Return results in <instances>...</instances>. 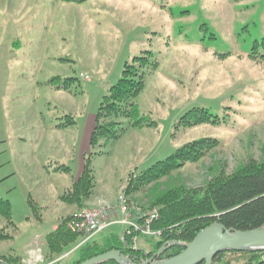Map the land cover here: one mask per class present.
Returning a JSON list of instances; mask_svg holds the SVG:
<instances>
[{
	"label": "rangeland",
	"instance_id": "374dc122",
	"mask_svg": "<svg viewBox=\"0 0 264 264\" xmlns=\"http://www.w3.org/2000/svg\"><path fill=\"white\" fill-rule=\"evenodd\" d=\"M263 37L264 0H0V198L12 221L0 216L9 237L0 241V257L46 264L45 236L59 222L120 198L127 214L144 213L147 192L124 195L128 179L187 143L210 138L221 146L162 179L160 190L201 188L217 171L264 160V58L250 57ZM144 52L157 68L134 103L154 125L134 129L118 119L123 136L91 147L102 96L123 63ZM57 77L75 79L72 93L47 85ZM195 108L226 123L176 128ZM87 159L91 196L81 208L63 203ZM29 198L39 208L35 217ZM155 242L139 235L137 248ZM68 255L51 264H66Z\"/></svg>",
	"mask_w": 264,
	"mask_h": 264
},
{
	"label": "trees",
	"instance_id": "16d2710c",
	"mask_svg": "<svg viewBox=\"0 0 264 264\" xmlns=\"http://www.w3.org/2000/svg\"><path fill=\"white\" fill-rule=\"evenodd\" d=\"M258 48L264 50V37L259 42H254L251 58H264L261 54L256 57ZM151 55V52H144L143 56L124 62L119 78L106 95L102 96L95 112L94 127L89 142L91 147L97 146L101 140L107 143L123 136L125 129L120 127L118 119L128 120L129 126L134 129L154 125L149 117L140 114L134 103L144 89L145 77L157 68V62L151 60ZM74 84L73 78L57 77L50 80L47 85L58 91L72 93L70 89ZM225 123V118L213 116L205 109L195 108L179 119L176 128ZM220 146L219 141L210 138L187 143L164 160L156 162L144 172L137 176L132 175L128 179L124 195L128 197L147 192L148 202L141 210L143 212L156 210L158 214L150 229L160 235L151 236L156 238L151 250L128 247L121 242L119 231H110L98 240L94 237L84 240L81 234L71 228L73 220L71 215L59 222L45 236V263L51 264L69 253L70 260L66 264H82L93 257L116 250L134 264H140L151 258L163 244L168 242L188 244L199 232L214 223L237 231L264 227V160L256 162L250 159L231 174H226L223 170L217 171L201 188L191 189L183 184L169 185L162 190L158 188L162 179L170 178L175 172L200 162ZM62 172L69 173V170L64 168ZM93 187L94 175L90 161L87 159L77 181L60 199L65 204L81 208L91 196ZM27 204L32 216L35 217L39 210L36 203L29 198ZM0 216L8 224H12L10 204L1 198ZM141 222L138 220V223ZM8 238V235L0 230V241ZM180 252L182 249L179 247L166 248L156 260H165ZM263 259L264 252H224L218 254L212 264H262ZM19 263L18 257H0V264Z\"/></svg>",
	"mask_w": 264,
	"mask_h": 264
},
{
	"label": "water",
	"instance_id": "95a60500",
	"mask_svg": "<svg viewBox=\"0 0 264 264\" xmlns=\"http://www.w3.org/2000/svg\"><path fill=\"white\" fill-rule=\"evenodd\" d=\"M170 247H179L182 252L165 260H156L166 248ZM224 252H264V227L249 231H237L214 223L199 232L188 244L179 242L163 244L151 258L140 264H212L213 259ZM104 262L134 264L128 257L116 250L93 257L82 264Z\"/></svg>",
	"mask_w": 264,
	"mask_h": 264
},
{
	"label": "built area",
	"instance_id": "2783aa9c",
	"mask_svg": "<svg viewBox=\"0 0 264 264\" xmlns=\"http://www.w3.org/2000/svg\"><path fill=\"white\" fill-rule=\"evenodd\" d=\"M127 213L126 201L120 198L117 205L105 203L74 214L71 228L81 234L84 240H88L114 225H120L123 228L120 240L132 249H136L139 235L159 237L160 233L152 232L150 229L152 222L158 216L156 210L144 213L140 211V213L136 212L131 215ZM134 218L136 222L132 220ZM138 220L142 222L138 223ZM262 264H264V259Z\"/></svg>",
	"mask_w": 264,
	"mask_h": 264
},
{
	"label": "crops",
	"instance_id": "0c3cea01",
	"mask_svg": "<svg viewBox=\"0 0 264 264\" xmlns=\"http://www.w3.org/2000/svg\"><path fill=\"white\" fill-rule=\"evenodd\" d=\"M123 64H124V63H123ZM122 66H123V65H122ZM121 230H122V228L120 227V228H119V233L121 232Z\"/></svg>",
	"mask_w": 264,
	"mask_h": 264
}]
</instances>
